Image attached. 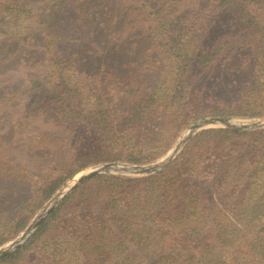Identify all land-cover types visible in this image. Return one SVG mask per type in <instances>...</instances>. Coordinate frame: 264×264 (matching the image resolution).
<instances>
[{"label":"trees","instance_id":"16d2710c","mask_svg":"<svg viewBox=\"0 0 264 264\" xmlns=\"http://www.w3.org/2000/svg\"><path fill=\"white\" fill-rule=\"evenodd\" d=\"M32 1L0 0V33ZM75 1L120 37L100 72L0 94V247L84 169L153 163L204 118L264 119V0ZM0 264H264V130H203L156 174L86 180Z\"/></svg>","mask_w":264,"mask_h":264},{"label":"rangeland","instance_id":"374dc122","mask_svg":"<svg viewBox=\"0 0 264 264\" xmlns=\"http://www.w3.org/2000/svg\"><path fill=\"white\" fill-rule=\"evenodd\" d=\"M48 1L50 0H33L32 3L24 6L26 11L4 14L3 23L7 32L0 33V94L4 90L8 92L24 90L25 80L30 75L47 78L48 75L60 71L57 75L59 79L60 76H80L90 70L98 72L103 62L111 64L109 59H102V57L109 58L108 53L110 54L109 51L113 48L114 38L120 37L119 29H102L106 22L102 21L105 11L99 5L100 3H92L85 9L89 10L90 14L83 15L84 18H89L96 14L97 20L80 22L78 16L81 17L79 10L82 8L79 2L58 0L60 7L50 11L46 8V4L52 6L53 2ZM163 2L170 8L169 12L178 5L173 0H163ZM186 3L188 1H182L179 10H187ZM59 8V15H57ZM167 22L169 25L172 23L168 28L172 30L174 23L171 17L167 18ZM134 32L130 30L126 37H131ZM21 103L24 105L26 101L22 100ZM215 104L218 103L215 102ZM231 120L237 124H245L264 119ZM189 126L178 134L172 147ZM38 177L39 172L31 171L30 178L33 184L38 181ZM17 210L19 205L14 209V211ZM4 224H9V221L5 220Z\"/></svg>","mask_w":264,"mask_h":264},{"label":"water","instance_id":"95a60500","mask_svg":"<svg viewBox=\"0 0 264 264\" xmlns=\"http://www.w3.org/2000/svg\"><path fill=\"white\" fill-rule=\"evenodd\" d=\"M207 129H223L229 131H253L264 130V120L256 122L237 124L231 119L227 118H204L191 124L180 136L177 143L159 160L143 164V165H128L123 163H102L76 174L70 181H68L60 190L41 207V209L34 215L25 230L11 242L0 247V258L6 254L14 251L21 244H23L31 234L36 230L38 225L44 218L62 202V200L70 194L75 188L86 180L105 175H119L128 177H143L158 173L164 169L181 151L186 142L191 139L198 132Z\"/></svg>","mask_w":264,"mask_h":264}]
</instances>
